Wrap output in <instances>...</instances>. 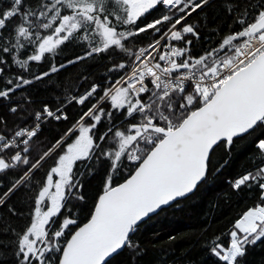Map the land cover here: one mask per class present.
I'll return each mask as SVG.
<instances>
[{
	"label": "snow or ice",
	"instance_id": "snow-or-ice-1",
	"mask_svg": "<svg viewBox=\"0 0 264 264\" xmlns=\"http://www.w3.org/2000/svg\"><path fill=\"white\" fill-rule=\"evenodd\" d=\"M245 141L183 259L144 238ZM233 197L243 210L206 235ZM257 246L264 0H0V264H251Z\"/></svg>",
	"mask_w": 264,
	"mask_h": 264
},
{
	"label": "trees",
	"instance_id": "trees-1",
	"mask_svg": "<svg viewBox=\"0 0 264 264\" xmlns=\"http://www.w3.org/2000/svg\"><path fill=\"white\" fill-rule=\"evenodd\" d=\"M68 55H72V52L69 51ZM78 71L79 68L68 69V73L73 76V79H75V74ZM95 71L99 75L103 69ZM47 134L46 132L45 135ZM250 153L251 144L248 141L242 142V145L234 153L225 176L214 179L201 193L197 194L199 199L195 203L188 204L183 211L174 214L171 212L167 215L162 214L161 217L150 222L143 232L144 238L148 241L156 242L157 247H167L171 243L175 250V256L183 259L182 253L188 250L191 245L197 243L196 235L199 234L197 230L205 222L203 213L207 210L209 202L218 199L223 193L229 191L226 177L235 175L247 167ZM217 155L220 156L221 153L218 152ZM219 204L220 207L212 214V219L209 221V231L206 233L208 236L225 230L229 226V220L235 218L243 210L245 202L233 197L228 201L220 199ZM9 222L17 226L22 223V221L14 218H9ZM169 234H175L177 236L176 241L169 242L167 239ZM148 246L151 248V244ZM189 255L195 257L197 255L196 249L193 248ZM149 258H151V253ZM249 259L251 264H260V261L264 259V246H257Z\"/></svg>",
	"mask_w": 264,
	"mask_h": 264
}]
</instances>
